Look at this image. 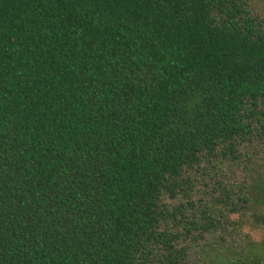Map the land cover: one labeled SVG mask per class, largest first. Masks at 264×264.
<instances>
[{"label": "trees", "instance_id": "obj_1", "mask_svg": "<svg viewBox=\"0 0 264 264\" xmlns=\"http://www.w3.org/2000/svg\"><path fill=\"white\" fill-rule=\"evenodd\" d=\"M252 137L264 0H0V264H188L164 191Z\"/></svg>", "mask_w": 264, "mask_h": 264}, {"label": "rangeland", "instance_id": "obj_2", "mask_svg": "<svg viewBox=\"0 0 264 264\" xmlns=\"http://www.w3.org/2000/svg\"><path fill=\"white\" fill-rule=\"evenodd\" d=\"M238 149L218 166L203 161L187 169L181 187L163 193L164 225L178 234L188 264H222L230 252L264 254V236H253L264 230L257 221L264 214L258 178L264 143L252 137Z\"/></svg>", "mask_w": 264, "mask_h": 264}, {"label": "clouds", "instance_id": "obj_3", "mask_svg": "<svg viewBox=\"0 0 264 264\" xmlns=\"http://www.w3.org/2000/svg\"><path fill=\"white\" fill-rule=\"evenodd\" d=\"M245 231H249V229L246 228ZM253 236L259 241L264 236V230H254Z\"/></svg>", "mask_w": 264, "mask_h": 264}]
</instances>
